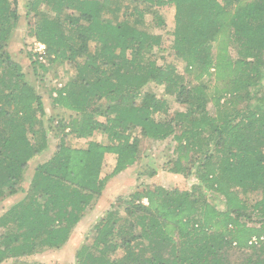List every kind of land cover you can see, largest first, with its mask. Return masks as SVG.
Here are the masks:
<instances>
[{"label": "trees", "instance_id": "16d2710c", "mask_svg": "<svg viewBox=\"0 0 264 264\" xmlns=\"http://www.w3.org/2000/svg\"><path fill=\"white\" fill-rule=\"evenodd\" d=\"M121 1L144 3L147 12L154 5L174 7L172 48L184 59L185 74L197 69V78L213 76L229 86L212 91L204 82L190 84L173 64H158L159 35L100 16L112 0L29 1L25 8L35 18L32 32L44 56L75 72L54 90L53 106L76 114L57 127L64 136L100 132L104 140L72 147L62 137L52 157L35 166L25 197L0 216V264H34L23 258L62 247L108 179L137 162L140 137H172L176 159L168 172L195 175L210 195L199 196L197 185H153L117 197L122 214L116 207L94 223L78 263L264 264V110L236 108L264 78V0ZM18 3L0 0V201L21 189L29 159L47 143L45 131L38 141L34 130L45 116L41 96L6 49ZM152 18L165 25L158 11ZM151 83L164 88L162 96L143 92ZM171 96L185 109L170 113ZM107 156L114 166L102 178ZM254 236L258 242L250 244Z\"/></svg>", "mask_w": 264, "mask_h": 264}, {"label": "rangeland", "instance_id": "374dc122", "mask_svg": "<svg viewBox=\"0 0 264 264\" xmlns=\"http://www.w3.org/2000/svg\"><path fill=\"white\" fill-rule=\"evenodd\" d=\"M31 0H18L19 19L16 27L13 29L12 34L7 42L6 49L10 53L11 59L17 62L26 80L34 87L35 91L41 96L45 116L42 117V124H36L34 127L38 141L42 130L45 131L46 146L34 154L28 162V166L24 172V178L21 182V189L14 195H8L4 200L0 201V216L6 212L20 200L25 197L27 190L30 188V181L33 175L34 168L37 164L48 160L54 154L57 145L60 143L61 138L68 146L83 147L86 142L91 139L104 140V135L100 132L94 133L88 138H77L71 134L64 136V133L57 127V121L63 118L64 121L69 120L76 114L68 109L53 106L52 98L56 96L55 89L62 87L65 83L71 82L74 78V70L66 62L49 61L44 53H38L35 48L37 43H41L33 35L32 28L34 27L35 18L32 14L27 13L25 5ZM41 8L39 12L41 14ZM137 9L143 10L142 15L137 13ZM147 7L144 3L137 4L132 1L122 2L121 0H112V2L101 8L100 16L109 19L112 22L127 23L131 26H138L145 28L148 32L159 35L161 37L160 48H154V55L157 58L158 64L171 63L179 73L186 76V80L190 84H198L204 82L213 91L215 89L224 88L229 86L226 81L216 80L212 77L197 78L198 70L191 69L190 72L185 74V61L183 58L176 56L172 48L173 30H174V7L171 6H152L150 11H146ZM158 11L161 14L165 25L157 27L155 22L152 21V12ZM37 19V18H36ZM94 44L90 43V51L94 50ZM215 50V46L213 47ZM230 56L235 59L237 53L235 48L229 47ZM215 52V51H213ZM43 63L46 70L41 69L39 64L33 61ZM263 67V66H262ZM264 70V67L262 68ZM261 89L258 92H252V97L247 99H240L236 108L239 110L242 107L253 106V108L260 107L264 110V102L259 98L264 95V78L261 80ZM150 90L156 93L157 96H162L164 88L156 86L153 83L148 84L143 92ZM211 91V92H212ZM230 97L227 96L222 99L226 102ZM169 112L184 110V105H179L174 98L168 99ZM223 104V103H222ZM209 112L215 114V107L212 102L207 105ZM52 116V124L48 121V117ZM159 116V114H155ZM99 118V117H98ZM160 118H163L160 116ZM138 132V129L136 130ZM67 132V130H66ZM31 137V135H29ZM140 137V136H138ZM176 143L172 137L164 141H154L152 139L140 137L139 141V154L137 162L123 170L122 172L110 177L106 182L105 188L96 196L89 207L84 213V216L72 228L71 234L65 244L57 249H47L39 251L33 255L24 257L23 259L28 263L34 264H79L77 252L84 246L91 244L94 237L93 225L102 217L106 211L118 207L120 214H122L121 207L118 206L116 201L117 197H126L134 190L140 187H148L153 185L163 186L165 188L190 189L192 185H197V194L201 197L210 195V192L198 183L195 175L186 176L183 173H170L168 169L174 167V160L176 159L175 153ZM114 166V158L107 156L102 167L101 177L108 176ZM155 171V173H152ZM199 184V185H198ZM141 189V188H140ZM260 192L256 194L259 196ZM207 197V198H208ZM3 228L0 226V233ZM122 251L116 252L115 256L122 255ZM14 259L7 260L1 264H13Z\"/></svg>", "mask_w": 264, "mask_h": 264}, {"label": "built area", "instance_id": "2783aa9c", "mask_svg": "<svg viewBox=\"0 0 264 264\" xmlns=\"http://www.w3.org/2000/svg\"><path fill=\"white\" fill-rule=\"evenodd\" d=\"M35 50L38 52V53H44V45L43 43H37V46L35 48ZM260 240H263L264 237H260L259 238ZM258 242V238L257 237H252L249 241L250 244H256Z\"/></svg>", "mask_w": 264, "mask_h": 264}]
</instances>
